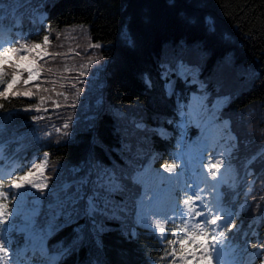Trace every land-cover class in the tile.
<instances>
[{
	"label": "trees",
	"instance_id": "trees-1",
	"mask_svg": "<svg viewBox=\"0 0 264 264\" xmlns=\"http://www.w3.org/2000/svg\"><path fill=\"white\" fill-rule=\"evenodd\" d=\"M0 29L8 48L22 52L35 44L46 51L38 59V79L27 86L21 81L15 88L21 95L0 98L4 161L46 159V193L30 228L47 238V254L56 253V259L27 251V262L18 258L20 263L180 264L175 224H167L160 238L135 222L140 186L132 176L149 161L156 168L177 166L179 153L198 136L185 115L188 97L201 93L208 105L225 98L217 115L229 124L234 141L229 157L236 176L221 186L218 202L222 216H228L221 230L224 247L241 260L251 254L259 264L264 257V0H0ZM80 33L104 61L100 91L94 82L64 86L59 76L63 47L57 39ZM10 55L0 66L9 81L17 71ZM181 66L194 67L203 87L181 78ZM26 91L30 97L22 95ZM98 100L103 111L95 108ZM24 172L0 180L8 205L0 237L13 254L28 241L18 218L9 216L8 187ZM90 202L96 209L86 215Z\"/></svg>",
	"mask_w": 264,
	"mask_h": 264
},
{
	"label": "rangeland",
	"instance_id": "rangeland-1",
	"mask_svg": "<svg viewBox=\"0 0 264 264\" xmlns=\"http://www.w3.org/2000/svg\"><path fill=\"white\" fill-rule=\"evenodd\" d=\"M57 43L63 47L61 49L63 52L59 55L61 67L57 69L59 76L66 81L63 85L76 87L82 83L94 82L96 83L94 90L100 91L101 87L105 85L104 63H102L103 60L100 58L95 45L89 44L82 33L76 37L60 36ZM65 47H71L74 52H65ZM40 50L44 55L38 59L46 56V51ZM5 51V44H0V53ZM21 53L26 55L23 51ZM9 55L6 60L11 58V55ZM2 62L4 61H0V65ZM53 73H55V69ZM179 73L182 75L181 78L188 76L189 81L196 84L198 88L203 87L202 83L195 78L197 70L194 67L181 66ZM24 74L27 76V73ZM172 84L173 82L169 83V89ZM206 98L201 93H191L188 97L185 115L190 124L197 128L198 136L189 142L179 155L178 165L181 169L176 170L171 167L173 170L169 172L167 170L169 167L163 166L157 169L149 161L140 172L134 173L132 180L140 184L141 188L134 198L136 208L133 218L138 225L154 230L160 238L165 235V227L168 222L181 221L185 235V230H197L199 232L201 230L199 223L203 222L202 225L206 227L211 235V241L205 243L206 251L202 248L195 249L198 256L207 257L203 264H232L230 261L220 262L218 260L217 247L212 236H215L217 229L222 224L217 210L220 186L227 185L229 181L233 182L236 176L235 168L229 157L230 145L234 141L227 131L229 124L224 119H219L217 115V112L225 104V98L213 100L210 105H208ZM54 105L56 106V104ZM86 106L87 104L82 105V107ZM103 107L102 102L98 100L95 108L103 111ZM240 119L247 120L246 117ZM137 128H143L142 124H137ZM207 153L208 155H206ZM37 165L42 166L43 171H40ZM212 165H218V167L212 168ZM23 167L25 168L24 173L29 171L33 173L35 184L44 185V187H34L32 183H26L19 189L12 187V184L8 187L13 195L11 216L18 218L20 221L18 230L23 232L29 240L26 247L24 246L20 250L19 255L23 257L26 251H31L45 258L47 256L44 237L32 230L30 225L39 210L41 197L46 193L47 183L43 175L46 169V159L43 156L39 161H36L33 157L27 160ZM20 168H8L0 164V178L11 172L16 173ZM146 176L148 182L144 183ZM185 184H188L187 189L194 194L191 195L192 199H196L203 206L200 216L202 220H196L195 212L189 211L190 208L186 206L187 204L183 203L176 206L174 203L175 200L177 201L175 192L184 189ZM247 185V190H249L252 181ZM94 209H96L95 203L90 202L85 209L87 210L85 214L90 215ZM128 210L125 209L124 212L127 214ZM213 217H219L216 225L209 223ZM192 227L195 228L192 229ZM0 245H3V250L0 251V264H18L15 256L5 247L1 238ZM257 262L264 264V257ZM45 264H52V262H46ZM188 264H200V262L192 258L188 261ZM243 264H253V259H247Z\"/></svg>",
	"mask_w": 264,
	"mask_h": 264
},
{
	"label": "snow or ice",
	"instance_id": "snow-or-ice-1",
	"mask_svg": "<svg viewBox=\"0 0 264 264\" xmlns=\"http://www.w3.org/2000/svg\"><path fill=\"white\" fill-rule=\"evenodd\" d=\"M47 42V38H46ZM43 48V45H32L31 48H24L23 53H21L20 49L9 47L5 52L0 53V61H6V57L8 54H14L15 55V64L14 67L17 69L16 72L13 73L12 79L5 80L4 78V71L2 68H0V86H3V91H0V98L5 97L7 95H16L19 96L21 93L16 92L15 88L16 86L22 81L24 85H29L33 82H35L39 77V67H38V58L42 57L44 53L40 50ZM27 73V78H23V74ZM25 97H30V92H24L22 93ZM212 168L218 167V165H212ZM37 168H39L40 171H43L42 166L37 165ZM169 172H171L173 169L169 167L167 169ZM35 177L33 176L32 172H26L20 176H17L13 182L12 187H15L17 189L21 188L26 183H32L34 187L43 188L44 185L35 184L34 183ZM5 196L4 191H0V218H2L6 213L8 209V205L3 202V198ZM198 199V197H197ZM185 204H188L189 201H184ZM189 211H194L193 209H189ZM196 215H200L199 213H195ZM219 217H213L209 221L212 225H216L218 223ZM186 231L185 238L181 239L179 241L180 249H179V259L183 262V264H188V261L192 258H195L197 261L200 262V264H203L204 261H206V256H198L195 249L196 248H202L205 249V243L207 239V233L204 231ZM223 235V233H221ZM214 239V238H213ZM189 245H192L190 248ZM252 247H255V245H252ZM261 247H264V245H261ZM3 250V245H0V251ZM177 255L176 252H173V256Z\"/></svg>",
	"mask_w": 264,
	"mask_h": 264
}]
</instances>
